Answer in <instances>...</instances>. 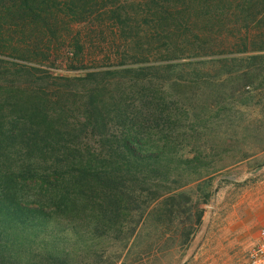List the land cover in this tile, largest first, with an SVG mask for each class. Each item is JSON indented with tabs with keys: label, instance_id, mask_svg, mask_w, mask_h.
Wrapping results in <instances>:
<instances>
[{
	"label": "trees",
	"instance_id": "trees-1",
	"mask_svg": "<svg viewBox=\"0 0 264 264\" xmlns=\"http://www.w3.org/2000/svg\"><path fill=\"white\" fill-rule=\"evenodd\" d=\"M172 83L213 94L183 103ZM250 110L261 150L264 0H0V158L39 196L0 197V264H83L79 250L129 242L150 208L189 243Z\"/></svg>",
	"mask_w": 264,
	"mask_h": 264
},
{
	"label": "rangeland",
	"instance_id": "rangeland-1",
	"mask_svg": "<svg viewBox=\"0 0 264 264\" xmlns=\"http://www.w3.org/2000/svg\"><path fill=\"white\" fill-rule=\"evenodd\" d=\"M94 31L93 26L83 31L84 40L90 45L89 41L98 35ZM104 47L103 53H97L101 64L104 56L113 57L110 46ZM94 63L93 55L86 57V64ZM57 65L61 76L75 78L87 74L83 70L72 71L59 62ZM208 88L205 84L197 89L172 83L167 89L174 99L191 103L197 95L210 100L213 88ZM251 111L243 115L242 127L224 133L231 140L238 135V141L233 142L230 153L216 163L215 171L219 172L213 175L212 186H202L211 198L203 206L202 224L189 243L183 245V230L155 226L150 208L129 242L116 241L113 235L95 237L89 242L90 248L83 250V255L78 251L77 260L83 259V264H247L258 233L264 228V148L259 150L249 138L251 122L256 121V112ZM61 124L66 129L68 120L62 119ZM244 154H247L245 158ZM20 170V165L11 167L7 159L0 158V197L11 194L16 199H38L35 191H20L15 187Z\"/></svg>",
	"mask_w": 264,
	"mask_h": 264
},
{
	"label": "built area",
	"instance_id": "built-area-1",
	"mask_svg": "<svg viewBox=\"0 0 264 264\" xmlns=\"http://www.w3.org/2000/svg\"><path fill=\"white\" fill-rule=\"evenodd\" d=\"M247 264H264V228H262L250 250Z\"/></svg>",
	"mask_w": 264,
	"mask_h": 264
}]
</instances>
